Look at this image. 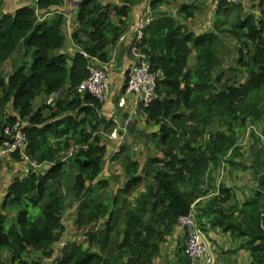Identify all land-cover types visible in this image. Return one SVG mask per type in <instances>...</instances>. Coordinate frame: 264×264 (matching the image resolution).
<instances>
[{
  "label": "trees",
  "instance_id": "16d2710c",
  "mask_svg": "<svg viewBox=\"0 0 264 264\" xmlns=\"http://www.w3.org/2000/svg\"><path fill=\"white\" fill-rule=\"evenodd\" d=\"M111 1L81 0L72 57L61 51L67 44L63 13L44 21L38 17V10L60 7L67 0H38L36 8L20 7L0 18V144L6 138L5 124L23 120L29 156L21 159L16 152L5 156L1 165L11 161L29 170L11 178L0 197V264H50L66 230L64 212L76 202L77 227L88 228L109 217L104 228H90L87 235L91 242L109 247L108 239L115 234L117 241L109 249L116 253L105 258L73 242L62 249L60 264H115L124 257L123 264H150L161 243L176 232L178 216L190 213L193 204L199 205L197 222L208 236L218 235V229L231 234L240 239L231 251L246 250L247 264H264V165L260 160L254 161L260 166L257 183L249 189L251 194L243 190L244 202L236 201L237 190L222 184L217 195L201 203L216 189L212 172L222 166L234 174L246 168L239 165L245 154L238 132L264 120V0H245V8L218 0L215 31L202 33L181 21L195 16L200 8L197 0L182 3L177 16L155 14L140 46L158 75L161 98L140 112L146 124L158 128L152 135L161 153L148 155L144 164L126 144L110 154L126 177L125 185H114V191L109 190L110 181L99 179L109 156L104 131L115 130L104 107L110 101L114 109L110 115L121 111L116 104L128 71L122 88L114 97L109 93L105 103L80 85L89 76L90 64L109 59L130 12L144 0ZM162 2L152 0L151 8ZM247 8L261 9L262 16L245 14ZM231 12L235 21L228 24L232 17L223 14ZM223 33L253 48L249 61L242 62L249 75L238 85L224 82L218 88L222 74L213 81V73L222 64ZM22 49L31 62L22 60L11 71L3 69L6 62L21 57ZM193 53L195 63L190 66ZM39 96L46 102L35 108ZM215 121L226 122L227 128L213 127ZM139 186L144 190L132 200L122 197ZM226 201H234L229 211L222 205ZM123 210L120 227L117 222ZM183 238L180 264H191ZM2 252L8 253V262ZM37 253L42 258H36Z\"/></svg>",
  "mask_w": 264,
  "mask_h": 264
},
{
  "label": "rangeland",
  "instance_id": "374dc122",
  "mask_svg": "<svg viewBox=\"0 0 264 264\" xmlns=\"http://www.w3.org/2000/svg\"><path fill=\"white\" fill-rule=\"evenodd\" d=\"M184 1V0H183ZM187 1V0H185ZM200 3V8L198 12L195 14V16L187 20V25L191 29H193L196 33H202L204 31H215L214 28V22L216 21L218 17V0H197ZM190 2V1H189ZM192 2V1H191ZM190 2V3H191ZM196 2V1H195ZM245 14L253 13L257 17L262 16L261 9L253 8V9H246ZM235 13V12H234ZM234 13H227L223 14L227 17H232L231 20H227L228 24H232L233 21H235ZM221 39L224 43V47L220 49L219 56L221 57L222 64L217 67L213 73V81H216L219 75L222 74L221 83H218V88H221V84L224 82H228L231 84L238 85L239 82L243 81L248 75L249 70L248 68L243 66V61H249L251 57V49L253 48V45L251 43H244V41L237 39V37L233 36L230 33H223L220 34ZM249 46V48H248ZM25 49L21 50V58L19 61V64L22 63V60L25 62H31V57L24 54ZM196 54L193 53L190 61V66H192L195 63ZM133 63V61L131 62ZM19 66V65H18ZM118 87L113 83L110 87V95L114 97L117 94ZM44 96H39L37 101L35 102V108H38L41 104H44L46 100H44ZM142 113L140 112V118L137 120L132 119L130 121L128 127H127V133L124 135L123 138H118L117 140L121 144L120 146H113L112 140H113V132L112 130H105V138L104 142L107 145H112L113 147L110 148V150L114 149L116 151H120V148L123 144L128 145L132 150H136V158L140 159V162L142 164L145 163V159L148 155L153 154H159L161 153L159 146L156 145V142L153 141V135L152 133L156 131L158 128L156 126L148 125L146 124L142 117ZM131 126L134 128L131 129ZM213 127L215 128H227L226 122L224 124H220L219 122L215 121ZM254 133V135L252 134ZM121 135L120 133L116 134V136ZM239 141L242 142V147H244V156L243 159H241V163L239 165H246V168L243 170H240L238 172L230 173L226 167H220V169L216 170L215 172H212L213 177L215 178V186L216 189L211 190L209 192V195L201 198L204 205L207 204L209 199L213 197L214 195H217V190L220 185H226L234 188V190H237L236 193L239 195L237 197L236 201L242 203L244 202V193L243 190H247L248 193H250V188L254 187L257 183V177L255 176L256 172L260 169L259 164H254L255 159L260 160L261 163L264 165V120L262 123L258 124H248L245 129L242 131L239 130L238 132ZM158 148V149H157ZM254 150L255 154H251V151ZM253 151V152H254ZM257 152V153H256ZM248 153V155H247ZM110 161L108 165H113V162L111 160V157L108 156ZM240 158L238 159V161ZM34 162V161H33ZM13 162L9 161L7 166H0V197H2L6 191L7 184L9 183L10 179L13 178L15 175H25L27 172H25L23 169L25 166H21V168L16 169L15 165H11ZM227 164V163H226ZM224 164V165H226ZM11 165V166H9ZM116 165V164H115ZM223 165V164H222ZM254 165V166H251ZM23 168V169H22ZM222 168V169H221ZM107 170V169H106ZM112 170V173H115L118 171L114 170V168L111 167L110 171ZM122 173L123 169H122ZM125 177V175H124ZM69 179V178H68ZM126 180V177L124 178ZM125 180L119 179L118 181H112L111 188L109 189L112 191L114 185H125ZM117 188V187H116ZM250 189V190H249ZM108 190V191H109ZM136 191H133L130 195L127 194L128 199L132 200L134 195H136L139 191H143V186H139L135 188ZM114 191V190H113ZM246 191V193H247ZM252 192V191H251ZM251 194V193H250ZM253 194V192H252ZM200 199V200H201ZM199 201V200H198ZM234 201H226L223 203V207L225 211H229V207L231 203ZM71 207L67 209L70 210ZM75 211V210H74ZM195 212L197 215H201V211L199 210V205L195 206ZM68 217H65V222L67 225V221H71L72 218H74V213L68 211L67 213ZM76 215V213H75ZM73 216V217H72ZM124 219L125 217H120L119 221L121 222V226H124ZM104 226V224H103ZM69 227H66V230L64 232L63 240L65 239L66 245L68 243L76 242L78 244H83L85 242V232L87 231V227H73L67 231ZM216 235V234H215ZM207 236L211 243L214 245V252L217 256L218 261L220 264H247L250 255L248 251H231L232 249H236L238 245L240 244V239L232 236L231 234H223L220 229H218V235L215 236ZM215 237V238H214ZM111 242L115 244L116 235L114 234L110 238ZM117 241V240H116ZM60 245L56 244L55 249L59 248ZM182 247V232L177 228L176 232L171 236H167V240L160 245V253L157 257H155L150 264H180V252ZM108 252V251H107ZM114 253V252H113ZM116 253V252H115ZM2 255L4 258H6L7 262L9 261L8 253L2 252ZM115 255V254H113ZM36 258H42L39 253H37Z\"/></svg>",
  "mask_w": 264,
  "mask_h": 264
},
{
  "label": "built area",
  "instance_id": "2783aa9c",
  "mask_svg": "<svg viewBox=\"0 0 264 264\" xmlns=\"http://www.w3.org/2000/svg\"><path fill=\"white\" fill-rule=\"evenodd\" d=\"M34 1L38 2V0ZM219 1L241 5L244 8L246 7L245 0ZM152 20L151 11L147 10L135 21L127 23L116 44L112 46L109 59L106 62L98 61V65H89V76L82 81L80 89L89 92L97 98L100 103H105L109 99L110 77L112 68L115 67L117 63V51L121 44H127L128 53L133 63L129 66L126 85L116 104L117 107L124 109L129 105L131 110L136 112L148 108L151 103L160 99L161 95L158 92V75L153 71L148 56L142 52L140 46L144 29ZM118 115L119 114L114 115L112 120L117 125L118 129L121 130V132H119L121 135H117L116 137L123 138L127 133L129 121L126 120L124 124H122ZM24 127L25 123L23 120L5 124L4 133L6 138L0 144V166L5 156L16 152L20 153L21 159H29V156L25 152L27 133ZM216 193H218V191ZM177 227L184 237L185 253L191 261V264H219L207 232H205L197 222L195 204H193L190 213L178 216ZM59 245L60 247L56 252V257L50 261V264H60V258L62 256L61 251L66 245V242L62 241Z\"/></svg>",
  "mask_w": 264,
  "mask_h": 264
},
{
  "label": "crops",
  "instance_id": "0c3cea01",
  "mask_svg": "<svg viewBox=\"0 0 264 264\" xmlns=\"http://www.w3.org/2000/svg\"><path fill=\"white\" fill-rule=\"evenodd\" d=\"M101 1L104 4L108 2V0H101ZM189 1L191 2V1H195V0H187V1H185V0L184 1L183 0H163V2L157 8H151L150 7L151 0H144L141 4H139L138 6H136V7H134L132 9V11L130 12V15L128 17V23L131 22V21H135L138 17H140L147 10L151 11L152 17H155V14L157 15V13H163V12H166L168 14L177 16L181 4L182 3H190ZM80 2H81V0H67V2L64 5L60 6V7H53L51 9L38 10V17H39L40 21L52 19L53 15H55V13H61V12L63 13L64 19H65V23L63 25V29H64V32H65V34L67 36V44L61 51L66 52L71 57H72V54L74 53V44H73L72 34L75 31V29L77 28V26H78V23H77V10H78V6H79ZM110 3L114 4V1L112 0ZM24 6H29V7H32V8H36L37 7V2L34 1V0H0V18L5 13H14L17 9H19L20 7H24ZM181 21L187 23L186 22L187 20L186 21L181 20ZM127 47H128L127 44H121L120 45V48L118 49L117 54H116V56H117V64H116V66L114 67V69L111 72V80H110L111 84L115 83V85L118 87V91L122 88V86L125 83V79H126V76H127V71H128V68H129V66H130V64L132 62V59H131V57H130V55L128 53V48ZM111 50H112V47L110 48V52H111ZM14 58H16V59H14ZM14 58L12 60H10L9 62H6L4 64L3 69L5 68V70L7 69V70L11 71L13 68H15V66H18L21 57L18 55V56H15ZM45 100H46V97H45ZM51 103H53V100L51 101ZM109 104L112 105L113 103H110V101H109L105 105L104 111L107 113L106 116L109 119L112 120V117L114 115H116L117 113L116 114L114 113L113 115L109 114L110 112H112L114 110V109H111L112 106L109 105ZM125 108L124 109H120L121 113L118 112V114H119L118 117L120 118V121H121L122 124H124V122L126 120H128L129 123H130V121H132V119L137 120L138 118L141 117L140 116V111L133 112L129 105L126 106ZM126 111H127V113H125ZM141 119H143V118H141ZM112 122H113V120H112ZM113 124L115 126V130H114V132L112 134V136H113L112 143H110V144H112L113 146L114 145L115 146H120L121 140H120V142L117 140L118 138L116 137V134L121 132V130L118 129L117 125L114 122H113ZM110 144L107 145V150H108L107 153H109V156H110V154L112 156V154L116 150H114V149L110 150V148L113 147ZM109 161H110L109 159H107L105 161L104 169L100 173L99 179H107L108 181H110L112 183V181H114V182L117 181L116 177L120 176L121 180H125L124 179L125 177H124V175L122 173V167L120 165H114L113 160H112L113 165H108ZM11 165H15L16 169L21 168V166H22V165H17L16 163H13V164L11 163ZM11 165H9V166H11ZM43 167H45V165H43L42 168ZM111 167L114 168V170L118 169V171L115 172V173H112V170L110 171ZM23 170L25 172H28L29 169H28V167L27 168L25 167ZM122 186L118 185V187H122ZM122 197L127 199L128 201H130V199H128L127 195L123 194ZM113 198H114V195H113ZM77 206H78L77 202L74 203L71 206L70 210H71V212L74 213V218H72L71 221H67V225H66V222H65V217H68L67 213L70 210L67 211V209L69 207L64 212L63 220H64V223H65L66 227L67 228L69 227V229H71L73 227H76V224H75L76 215H75V213L77 214ZM122 216H124V210L122 211L121 214H119V217H122ZM119 219H118L117 223L120 225V227H122L121 226V222L119 221ZM108 220H109V217L105 216V217H102L98 221V223L96 225H95L96 222L92 223L91 225H88L87 231L85 232V236H84L85 242H84V245H83L85 249H90L92 252L103 254L105 258H107L108 255H110V254L111 255L115 254L109 249L110 248V244H112V245H115V244L110 243L111 239L109 238L108 239L109 247L107 245L105 247H101V245L97 241L91 242L89 240L87 232L89 231L90 228H91V231H98L99 228H104L106 226ZM103 224H104V226H103ZM69 229H67V231H69ZM215 236H217V235H215ZM63 237H65V236L63 235ZM121 239H122V236L120 237V240ZM62 241H65V239L63 240V238H62L60 242H62ZM115 242H116V240H115ZM103 249H104V251H103ZM57 251H58V248L55 249L54 255L50 259V261L53 260L56 257V252ZM113 256H115V255H113ZM46 260L47 259H45L44 262H46ZM126 261H127V257H124L123 259H119L118 262H116L115 264H123V262H126ZM219 264H220V262H219Z\"/></svg>",
  "mask_w": 264,
  "mask_h": 264
},
{
  "label": "clouds",
  "instance_id": "9594fccd",
  "mask_svg": "<svg viewBox=\"0 0 264 264\" xmlns=\"http://www.w3.org/2000/svg\"><path fill=\"white\" fill-rule=\"evenodd\" d=\"M151 1H152V0H151ZM150 7H151V2H150ZM153 19H154V17H153ZM148 24H149V23H148ZM148 24H147V25H148ZM128 69H129V68H128ZM128 72H129V70H128ZM115 152H117V151H115ZM59 243H60V241H59ZM59 243H58V244H59Z\"/></svg>",
  "mask_w": 264,
  "mask_h": 264
}]
</instances>
